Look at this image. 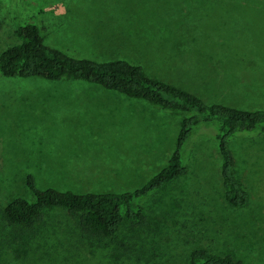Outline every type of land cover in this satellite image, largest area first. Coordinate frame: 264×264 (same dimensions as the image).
Listing matches in <instances>:
<instances>
[{"label":"rangeland","instance_id":"rangeland-1","mask_svg":"<svg viewBox=\"0 0 264 264\" xmlns=\"http://www.w3.org/2000/svg\"><path fill=\"white\" fill-rule=\"evenodd\" d=\"M28 22L73 57L123 59L208 104L264 108V0H0V53ZM182 118L84 82L0 77V264H186L195 248L264 264V133L229 143L245 207L224 201L203 124L186 144V175L148 197L139 226L97 240L59 208L25 232L7 221L10 201L31 199L27 173L41 189L138 188L167 163Z\"/></svg>","mask_w":264,"mask_h":264},{"label":"trees","instance_id":"trees-1","mask_svg":"<svg viewBox=\"0 0 264 264\" xmlns=\"http://www.w3.org/2000/svg\"><path fill=\"white\" fill-rule=\"evenodd\" d=\"M18 43L0 53V77L40 78L48 82H84L135 100L145 101L163 111L183 114L174 149L165 166L138 188L124 192H86L37 187L27 173L25 186L31 199L18 197L4 208V215L17 232H25L40 221L44 210L59 208L74 219L81 235L91 239L115 237L124 223L133 227L145 221L143 205L152 194L184 177V151L192 132L200 125L213 127V140L220 156L219 175L224 201L233 208L245 207L249 195L236 176L229 143L237 135L264 133V108L239 109L208 104L197 95L147 75L142 66L126 60L96 61L73 57L47 46L36 25H20ZM186 264H242L230 255L207 248H195Z\"/></svg>","mask_w":264,"mask_h":264},{"label":"crops","instance_id":"crops-1","mask_svg":"<svg viewBox=\"0 0 264 264\" xmlns=\"http://www.w3.org/2000/svg\"><path fill=\"white\" fill-rule=\"evenodd\" d=\"M67 92L79 93V95L88 96L89 99H94V97L99 96L103 91H67ZM108 92H111V91H108ZM91 104H95V103H91Z\"/></svg>","mask_w":264,"mask_h":264}]
</instances>
